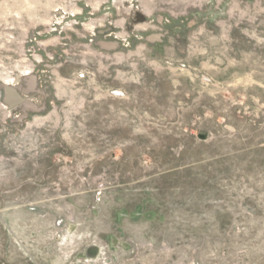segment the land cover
Masks as SVG:
<instances>
[{
    "label": "rangeland",
    "instance_id": "obj_1",
    "mask_svg": "<svg viewBox=\"0 0 264 264\" xmlns=\"http://www.w3.org/2000/svg\"><path fill=\"white\" fill-rule=\"evenodd\" d=\"M0 264H264V0H0Z\"/></svg>",
    "mask_w": 264,
    "mask_h": 264
},
{
    "label": "water",
    "instance_id": "obj_2",
    "mask_svg": "<svg viewBox=\"0 0 264 264\" xmlns=\"http://www.w3.org/2000/svg\"><path fill=\"white\" fill-rule=\"evenodd\" d=\"M14 93L12 92V91H9L8 92V95H7V101L8 102H14L15 101V99H14V95H13ZM20 101L18 100L17 101V103H19Z\"/></svg>",
    "mask_w": 264,
    "mask_h": 264
}]
</instances>
